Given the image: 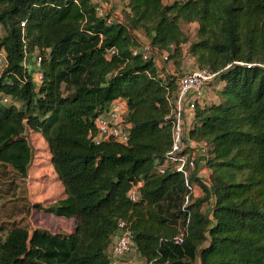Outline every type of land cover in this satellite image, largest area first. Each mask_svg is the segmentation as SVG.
<instances>
[{
	"label": "trees",
	"instance_id": "obj_1",
	"mask_svg": "<svg viewBox=\"0 0 264 264\" xmlns=\"http://www.w3.org/2000/svg\"><path fill=\"white\" fill-rule=\"evenodd\" d=\"M119 1L122 22L108 25L90 0H0L8 60L0 169L27 178L34 160L27 135H42L65 192L32 208L76 220L67 234L12 224L0 239V264H109L120 222L144 264H264V70L247 67L264 63V0ZM191 24L194 41L183 29ZM141 36L177 68L188 46L197 68L218 73L217 101L197 108L190 131L207 146L210 186L193 174L201 195L185 209L183 176L158 171L172 145L169 97L180 76L133 54ZM116 100L126 102L130 141L96 145L95 122Z\"/></svg>",
	"mask_w": 264,
	"mask_h": 264
},
{
	"label": "built area",
	"instance_id": "obj_2",
	"mask_svg": "<svg viewBox=\"0 0 264 264\" xmlns=\"http://www.w3.org/2000/svg\"><path fill=\"white\" fill-rule=\"evenodd\" d=\"M95 7L98 18L105 19L108 25H113L119 20V0H90ZM24 25V24H23ZM116 50L110 51L109 56L116 54ZM133 54L141 56L145 61L154 60L157 66L167 62L169 57L165 53H159L151 44L145 40L141 41L140 46L134 47ZM26 57L24 65H27ZM42 59L37 57L35 60L36 72L34 74L35 83L38 88L42 85L43 75L39 71ZM8 60L4 50H0V74L7 68ZM248 68L259 67L264 70V63L247 64ZM218 73H213L208 69L194 68L186 71L180 76L178 90L169 97L171 113L167 117L172 123V145L170 151L162 160L158 171L165 174L173 171L183 176L185 185L190 195L186 197L184 209L193 203V198L199 196L200 190L192 183V175L195 174L199 180L210 186V170L206 161L208 149L204 143L191 138L190 131L193 128L196 111L199 106L209 105L213 100L209 98L208 91L216 82ZM3 103H9V98L4 97ZM128 108L126 102L121 100L114 101L105 112L101 113L96 122V134H91L92 141L96 145L105 142H114L127 145L130 141L131 126L128 123ZM203 158L202 168L199 166V159ZM205 171H208L205 174ZM142 182L133 185L128 193L132 202H138L141 197L140 190ZM208 207V206H206ZM184 234L176 238L178 243L183 240ZM136 249L134 234L126 222H120L114 237V242L108 251L109 264H122L123 258L131 254Z\"/></svg>",
	"mask_w": 264,
	"mask_h": 264
},
{
	"label": "rangeland",
	"instance_id": "obj_3",
	"mask_svg": "<svg viewBox=\"0 0 264 264\" xmlns=\"http://www.w3.org/2000/svg\"><path fill=\"white\" fill-rule=\"evenodd\" d=\"M163 1L167 5L174 3V0ZM125 8L124 6H119L118 13L121 14ZM183 29L190 41L196 39V24L183 25ZM4 34V29L0 27V38ZM145 40L142 36L140 41L144 42ZM30 58L27 65L32 66L33 58ZM163 67L165 69L168 68L169 72L175 70V73H180V76L186 73L184 72L186 69L196 68L188 54V46L185 47L184 59L178 68L174 61L167 62ZM180 67H184V69ZM209 96L211 99L213 97L218 98L217 95L213 96L211 92H209ZM27 136L34 150V160L28 177L22 178L18 175H13L12 170L7 172L0 169V239L5 237L4 229L10 228L14 223L24 224L31 231L41 228L53 234L73 233L76 228L75 219L48 215L32 208L36 203L50 206L61 200L65 189L52 165V156L48 143L40 134L29 133ZM3 173L5 174L3 175Z\"/></svg>",
	"mask_w": 264,
	"mask_h": 264
},
{
	"label": "crops",
	"instance_id": "obj_4",
	"mask_svg": "<svg viewBox=\"0 0 264 264\" xmlns=\"http://www.w3.org/2000/svg\"><path fill=\"white\" fill-rule=\"evenodd\" d=\"M124 5V4H123ZM122 4L120 5H118V7L119 6H123ZM142 37V36H141ZM144 37V36H143ZM145 38V37H144ZM146 39V38H145ZM190 56V55H189ZM191 57V56H190ZM192 59V61H193V63H194V65H195V61H194V59L193 58H191ZM167 62H165V63H163V64H161L160 65V67H163V65H165ZM181 69H184V67L182 68V67H180ZM192 69H194V68H190V69H186L184 72H186V71H190V70H192ZM166 71L168 72V73H170V74H176V75H178V76H180V73L178 74V73H175V70L173 71V72H169V69L167 68L166 69ZM182 75V74H181ZM217 87H219L220 88V86H217ZM209 92H211L212 93V95L213 96H216L217 95V93H216V90H215V87L213 86V87H211L210 88V90L208 91V95H209ZM209 98H210V96H209ZM211 99V98H210ZM212 100H216L217 101V98H214L213 97V99ZM203 158H200L199 159V167L200 168H202V163H203ZM207 172L208 171H205V174H207ZM199 190V189H198ZM65 192V191H64ZM201 195V193H199V196ZM205 210H210V207H205ZM113 242H114V239H113ZM122 264H144V261H143V259L141 258V256H140V254H139V252H138V250L137 249H135L131 254H129V255H127L125 258H123V260H122Z\"/></svg>",
	"mask_w": 264,
	"mask_h": 264
}]
</instances>
